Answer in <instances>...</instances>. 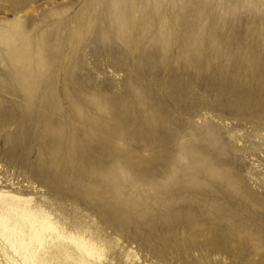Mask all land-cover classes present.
<instances>
[{"label": "rangeland", "instance_id": "obj_1", "mask_svg": "<svg viewBox=\"0 0 264 264\" xmlns=\"http://www.w3.org/2000/svg\"><path fill=\"white\" fill-rule=\"evenodd\" d=\"M0 201V264L6 204L96 264H264V0H0Z\"/></svg>", "mask_w": 264, "mask_h": 264}, {"label": "bare ground", "instance_id": "obj_2", "mask_svg": "<svg viewBox=\"0 0 264 264\" xmlns=\"http://www.w3.org/2000/svg\"><path fill=\"white\" fill-rule=\"evenodd\" d=\"M14 198V196H11ZM4 203L0 201V207ZM12 206L16 210L15 231L20 235L31 231V242L27 246L24 256L26 264H96L88 258L93 256V247L87 249V255L82 247H88L81 242L79 245L66 240L52 223H42L40 228L35 226V220H29V211L18 205L6 204V208ZM4 208V207H3ZM3 209L7 218H11L10 209ZM1 231L7 234L9 228L5 224H0Z\"/></svg>", "mask_w": 264, "mask_h": 264}]
</instances>
